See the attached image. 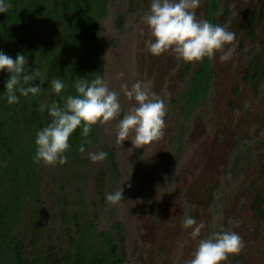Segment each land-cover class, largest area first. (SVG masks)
<instances>
[{"label": "rangeland", "instance_id": "rangeland-1", "mask_svg": "<svg viewBox=\"0 0 264 264\" xmlns=\"http://www.w3.org/2000/svg\"><path fill=\"white\" fill-rule=\"evenodd\" d=\"M263 4L264 0H199L197 18L205 19L210 8L213 24L235 34V48L224 62L220 51L211 59L189 63L174 54L147 52L144 41L151 35L142 18L150 4L133 10L129 0H108L98 54L121 112L103 125L116 132L119 120L135 103L124 96L122 84L130 88L137 80L149 83L166 106L160 138L140 146L127 139L118 144L116 168L106 174L105 186L106 193L121 186L124 200L91 204L93 174L104 161L88 164L85 169L92 180L75 186L89 194L87 217L97 224L106 217L104 207L109 204L120 230L114 237L124 264H188L199 239L221 227H231L244 245L221 264H264V219L253 208L264 179V77L257 90L253 78H244L254 71L257 58L264 62ZM200 65L209 80L201 85L198 102L185 112L184 99ZM111 138L116 141L115 134ZM186 215L205 224L196 239L190 237L191 229L182 228ZM230 219L238 220V226L229 225ZM108 223L115 228L112 220Z\"/></svg>", "mask_w": 264, "mask_h": 264}, {"label": "trees", "instance_id": "trees-1", "mask_svg": "<svg viewBox=\"0 0 264 264\" xmlns=\"http://www.w3.org/2000/svg\"><path fill=\"white\" fill-rule=\"evenodd\" d=\"M129 2L135 10L151 0ZM10 4L6 13H0V50L13 58L25 54L27 66L40 68L47 81L38 95L20 96L18 103L8 104L3 98L8 74L0 71V264H124L114 237L120 230L109 204L104 207L106 217L97 224L87 217L89 194L75 187L92 180L85 169L91 165L87 153L105 151V165L93 174L91 204L105 202L106 174L116 168L118 144L111 138L116 132L103 124L93 125L87 137L90 143L81 153L78 149L85 138L77 127L69 137L65 164L45 166L32 160L35 133L49 122L47 112L39 111L40 103L64 102L52 93L48 81L59 77L65 82L61 96L75 95L72 84L79 77L90 81L100 75L108 83L98 54V33L108 0H10ZM209 10L205 19L213 23L215 17ZM260 10L264 19V4ZM184 67L187 71L188 63ZM261 75L264 77V62L257 58L254 71H247L244 78H253L257 90ZM195 76L182 106H186L185 112L198 102L204 91L201 85L209 80L201 65ZM253 208L264 219V179L256 189Z\"/></svg>", "mask_w": 264, "mask_h": 264}, {"label": "clouds", "instance_id": "clouds-1", "mask_svg": "<svg viewBox=\"0 0 264 264\" xmlns=\"http://www.w3.org/2000/svg\"><path fill=\"white\" fill-rule=\"evenodd\" d=\"M199 0H151L149 10L143 16L151 38L144 41L148 53L159 56L163 53L174 54L184 62H199L203 58H213L216 52L221 62L230 59L234 51L235 34L225 26L210 23L206 19L197 18L195 9ZM10 0H0V13L10 8ZM226 45H231L225 49ZM104 59V57H103ZM28 61L23 53L15 58L0 50V71L8 74L4 82L3 98L8 104L19 102V97L36 96L41 91V84L46 80L45 72L38 67L27 66ZM40 81L33 84V81ZM54 95L64 101L59 105L55 100L40 103L39 111L47 112L49 122L35 133V152L33 163L45 166L63 165L67 162L65 153L70 149L69 137L80 127L81 137L85 138L78 151H85L84 145L93 125L104 124L120 115L121 106L118 94L109 89L100 75L87 80L79 77L73 81L75 95L61 96L67 87L59 77L48 81ZM121 91L135 103L119 120L116 127V143L121 145L130 140L132 145L140 146L157 140L163 135L165 127L166 106L150 89L149 83L137 80L129 88L121 85ZM19 94V96L17 95ZM131 136V138H130ZM88 159L95 163L103 161L107 152H88ZM122 188L105 194V200L115 205L122 198ZM239 221L229 220V225L238 226ZM205 227L203 222L197 223L192 216L182 219V228L191 229L189 235L196 239ZM240 235L231 227L211 232L207 238L199 239L192 252L188 264H221L230 254H239L243 248Z\"/></svg>", "mask_w": 264, "mask_h": 264}]
</instances>
